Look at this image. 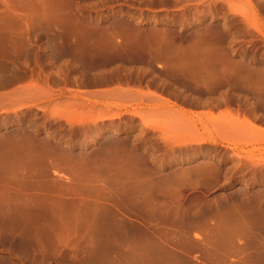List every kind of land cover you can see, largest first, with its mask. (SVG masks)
<instances>
[{"label": "rangeland", "instance_id": "rangeland-1", "mask_svg": "<svg viewBox=\"0 0 264 264\" xmlns=\"http://www.w3.org/2000/svg\"><path fill=\"white\" fill-rule=\"evenodd\" d=\"M0 201V264H264V0H0Z\"/></svg>", "mask_w": 264, "mask_h": 264}, {"label": "bare ground", "instance_id": "bare-ground-1", "mask_svg": "<svg viewBox=\"0 0 264 264\" xmlns=\"http://www.w3.org/2000/svg\"><path fill=\"white\" fill-rule=\"evenodd\" d=\"M153 53H155V52H153ZM149 54H150V55H149ZM149 54H148L147 57H146V56L143 57V60H145V62H146V60H150L149 62H152V61H151V60H152L151 58H154V57H155V58H154L155 60H159V58H160V56H156L157 54H156L155 56L152 55V57H151V53H149ZM126 55H128V54H126ZM130 56H131V55L129 54V57H128V56H127V57L130 58V59H134L133 56H132V57H130ZM156 58H158V59H156ZM124 59H127V58L125 57ZM154 59H153V60H154ZM160 59H161V58H160ZM127 60H128V59H127ZM153 62H154V61H153ZM230 128H231V127H230ZM164 130H165V129H164ZM161 131H162V130H161ZM163 132H164V131H163ZM161 134H164V133H161ZM210 136H211V135H210ZM210 136H209V135H208V136H202V138L200 137L201 139L198 140L199 143L197 142V139H196V142H195V141H194V142L196 143V145H197V143H198V145L201 143V147H202V145L204 146V145L217 144V143L220 144V143H221L220 140H217L216 138L214 139L212 136H211L212 138H210ZM192 141H193V140H192ZM183 143H185V142H183ZM186 143H187V142H186ZM186 143H185V144H186ZM192 143H193V142H191V144H192ZM195 143H194V144H195ZM185 144H184V145H185ZM188 144H189V143H188ZM181 145H182V144H181ZM179 146H180V145H179ZM185 146H186V145H185ZM183 147H184V146H183ZM186 147H187V146H186ZM235 155H237V154H235ZM240 157H242V156H240ZM248 157H249V156H248ZM233 158H235V157L233 156ZM236 158H237V156H236ZM251 158H252V157H251ZM253 158H254V157H253ZM238 159L240 160L239 157H238ZM243 159H244V158H241V161H244V160H245V162L250 163V165H251V164H252L253 166L258 165V164H256V161H255V163H254L253 160H251L250 158H247V159H244V160H243ZM258 162H259V161H258ZM258 162H257V163H258ZM241 163H242V162H241ZM241 163H240V164H241ZM254 164H256V165H254ZM261 164H262V163H261ZM250 165H249V166H250ZM2 198H3V197H2ZM9 198H11V197L9 196ZM7 199H8V198H6V200H7ZM6 200L4 201L5 204H6ZM11 200H12V199H11ZM8 201H10V199H8ZM8 201H7V202H8ZM18 201H19V200H18ZM1 202H2V201H0V204H1ZM4 202H3V203H4ZM14 202H15V201H14ZM21 202H22V201H21ZM21 202L18 203V204L23 205V207L28 208V207L30 206V203H28V204H29L28 206H27V205L24 206L27 202H25V204H24V202H23V203H21ZM8 203H9V205H10V202H8ZM8 203H7V204H8ZM5 204H3V205L1 204V205L3 206V208L1 207V209H3V210H5V208H6V209H7V208L9 209V207H8L7 204H6L7 207H5ZM14 204H15V203H14ZM1 205H0V206H1ZM12 205H13V204H11L10 206H12ZM13 206H14V205H13ZM13 206L10 207V211H11V208H14L13 210L16 209V208L13 207ZM15 206H16V204H15ZM35 206H36V205H35ZM4 207H5V208H4ZM31 207H32V203H31ZM36 208H37V207H36ZM31 209H33V208H31ZM31 209H30V210H31ZM5 211H6V210H5ZM7 211H8V210H7Z\"/></svg>", "mask_w": 264, "mask_h": 264}]
</instances>
